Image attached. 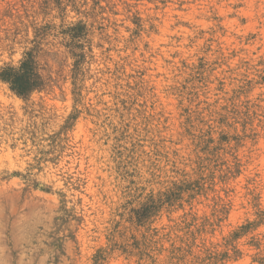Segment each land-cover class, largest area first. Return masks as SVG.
Masks as SVG:
<instances>
[{"label":"rangeland","instance_id":"rangeland-1","mask_svg":"<svg viewBox=\"0 0 264 264\" xmlns=\"http://www.w3.org/2000/svg\"><path fill=\"white\" fill-rule=\"evenodd\" d=\"M0 264H264V0H0Z\"/></svg>","mask_w":264,"mask_h":264},{"label":"trees","instance_id":"trees-1","mask_svg":"<svg viewBox=\"0 0 264 264\" xmlns=\"http://www.w3.org/2000/svg\"><path fill=\"white\" fill-rule=\"evenodd\" d=\"M2 75L4 79L10 80L13 83V88L21 94H26L33 86L30 68L25 69L23 72H12V70H9L5 71Z\"/></svg>","mask_w":264,"mask_h":264}]
</instances>
